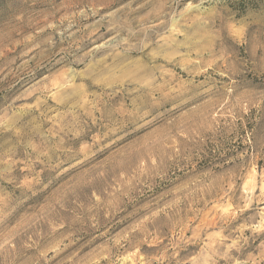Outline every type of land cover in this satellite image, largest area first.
Instances as JSON below:
<instances>
[{"label":"rangeland","instance_id":"rangeland-1","mask_svg":"<svg viewBox=\"0 0 264 264\" xmlns=\"http://www.w3.org/2000/svg\"><path fill=\"white\" fill-rule=\"evenodd\" d=\"M0 264H264V0H0Z\"/></svg>","mask_w":264,"mask_h":264}]
</instances>
